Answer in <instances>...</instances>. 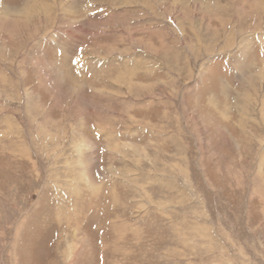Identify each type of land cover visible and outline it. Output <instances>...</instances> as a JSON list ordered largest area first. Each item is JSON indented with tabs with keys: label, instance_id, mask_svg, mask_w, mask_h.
Here are the masks:
<instances>
[{
	"label": "rangeland",
	"instance_id": "obj_1",
	"mask_svg": "<svg viewBox=\"0 0 264 264\" xmlns=\"http://www.w3.org/2000/svg\"><path fill=\"white\" fill-rule=\"evenodd\" d=\"M0 264H264V0H0Z\"/></svg>",
	"mask_w": 264,
	"mask_h": 264
}]
</instances>
